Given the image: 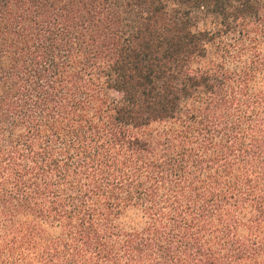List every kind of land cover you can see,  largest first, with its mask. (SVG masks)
<instances>
[{
    "label": "trees",
    "instance_id": "obj_1",
    "mask_svg": "<svg viewBox=\"0 0 264 264\" xmlns=\"http://www.w3.org/2000/svg\"><path fill=\"white\" fill-rule=\"evenodd\" d=\"M0 264H264V0H0Z\"/></svg>",
    "mask_w": 264,
    "mask_h": 264
}]
</instances>
